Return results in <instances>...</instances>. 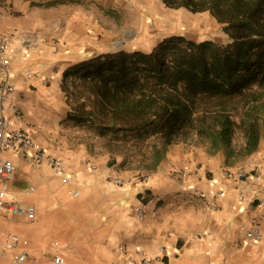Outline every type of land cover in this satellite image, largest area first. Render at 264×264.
<instances>
[{
	"label": "crops",
	"instance_id": "0c3cea01",
	"mask_svg": "<svg viewBox=\"0 0 264 264\" xmlns=\"http://www.w3.org/2000/svg\"><path fill=\"white\" fill-rule=\"evenodd\" d=\"M160 1L150 2L158 7ZM108 2L116 6L119 0ZM96 4H107V0H0V36L10 38L15 85L5 114L69 168L68 175L59 176L42 166L34 172L36 181L49 196L59 190L64 194L61 187L66 185L96 202L89 209V218L98 214L88 233L89 244H82L79 251L84 252L68 264H130L136 248L152 258L162 257L155 264H264V207L258 204L264 199V141L244 156L259 164L257 180L239 177L238 168L245 160L236 161V155L195 140L170 144L159 163L149 169L146 181L138 183L130 181L132 174L118 163H109L114 154L109 146L97 149L94 141L77 134L81 127L66 122L70 106L62 88L65 69L97 54L120 50L106 43L120 25L100 24ZM29 70L36 75L28 77ZM118 162L125 160L119 157ZM116 177L123 184H115ZM21 181L19 177L12 181V192L21 188ZM33 201L40 217L46 208L41 201ZM139 204L145 209L143 218L135 212ZM4 217L0 218V242L18 233L22 244L0 256V264L22 251L35 264H52L46 254L62 253L46 243L40 232L45 224L23 234ZM254 217L260 219L263 233L258 242L247 238Z\"/></svg>",
	"mask_w": 264,
	"mask_h": 264
},
{
	"label": "trees",
	"instance_id": "16d2710c",
	"mask_svg": "<svg viewBox=\"0 0 264 264\" xmlns=\"http://www.w3.org/2000/svg\"><path fill=\"white\" fill-rule=\"evenodd\" d=\"M163 1L208 11L227 41L173 34L149 51L120 49L70 65L66 122L109 137L125 162L141 158L147 169L181 141L251 155L264 139V0Z\"/></svg>",
	"mask_w": 264,
	"mask_h": 264
},
{
	"label": "rangeland",
	"instance_id": "374dc122",
	"mask_svg": "<svg viewBox=\"0 0 264 264\" xmlns=\"http://www.w3.org/2000/svg\"><path fill=\"white\" fill-rule=\"evenodd\" d=\"M150 1L140 0L135 3L132 0L131 2L119 0L116 6H112L107 0V4H96L95 15L100 24L102 23L106 27L115 23L120 25L117 28L120 30L116 34L106 38V43L111 49H141L149 51L165 37L173 34H183L196 41L209 39L219 42L227 41L228 35L223 31L221 24L208 11L195 13L186 8H172L168 7L163 0L159 2L157 7L154 2ZM115 19L116 21H114ZM98 39L102 38L99 37ZM83 131L84 129L82 128L79 133H76L81 137H88L89 140L94 141L97 149L99 147L105 149L110 147V151L114 154H111L109 163H118V166L123 171L131 173L132 177L129 179L130 181L136 177L147 175L149 172V169L138 166L140 164L139 159L141 158L119 163V157H122L124 161L126 156L111 150L109 137L96 136L89 130ZM90 132L92 134H89ZM241 140V137L237 136L234 145H239ZM9 156L16 157L12 156L11 153H9ZM234 159L236 161H244L246 158L239 154ZM16 160L18 164L16 178L19 177L23 181L18 182L21 188L13 190V193L32 203L36 202L33 200H39L44 204L46 209L42 210L43 212L41 213L43 214L40 217L38 214L39 210H37L35 220L18 216H6L4 219L20 227L19 232L23 234L30 232L34 226H41L42 224L44 226L45 224V228L43 229L42 227L43 230L40 232L45 238L46 243L50 246V243L54 244L57 242L59 244V251L65 257V264H68V261L73 259V256L77 257L78 254L84 252H81L82 250L79 249L82 247V244L84 246L89 244L88 233L95 224V218L98 215L97 213H93L89 218V209H94L96 202L91 195L87 198V194H83L79 198H72L70 196L72 187L66 185L61 187L62 190L64 188V194L60 195L61 191L58 189L59 191H57L56 195L53 197L49 196L36 181V175H34L36 170L32 168L30 161L18 162V160H21L19 158H16ZM249 162L251 161L241 163L242 165L238 169L246 166ZM30 185H34L37 191L26 196L21 194L22 189ZM46 257L53 262L54 252L46 254Z\"/></svg>",
	"mask_w": 264,
	"mask_h": 264
},
{
	"label": "built area",
	"instance_id": "2783aa9c",
	"mask_svg": "<svg viewBox=\"0 0 264 264\" xmlns=\"http://www.w3.org/2000/svg\"><path fill=\"white\" fill-rule=\"evenodd\" d=\"M10 38L3 34L0 36V217H23L29 220H35L37 217L36 205L32 202L24 200L22 197L15 196L12 192V181L17 177L18 164L16 158L26 159L30 161L34 170L42 166L49 167L53 174L66 176L69 168L61 157L52 155L46 148L39 145L29 130L16 127L11 118L5 114V106L10 95L15 90V85L11 81V55H10ZM33 71H28V77H34ZM9 153L15 158L9 156ZM259 164L251 161L246 166L238 170V175L245 179H259L257 170ZM229 175L228 170L223 171ZM64 183L67 178L64 177ZM147 175L134 178L135 182H144ZM115 184H123V179L116 177L113 179ZM37 189L34 185H30L23 189L24 196L31 195ZM72 198H78L81 191L73 189L70 191ZM202 195V194H200ZM244 200V195L240 196ZM260 206L264 207V199L259 200ZM135 212L140 218L145 216V209L142 204L135 206ZM247 238L251 241L258 242L263 239V233L260 228V219L254 217L251 221V227L247 232ZM21 237L18 233L10 234L4 242H0V256H5L11 251H15L20 247ZM59 244L55 242L53 248L57 249ZM126 247L121 244L120 250L124 251ZM162 260V257L152 258L147 255L142 248H136L135 253L129 257L130 264H155ZM64 255L55 254L52 264H65ZM5 264H35L29 254L25 251L18 252Z\"/></svg>",
	"mask_w": 264,
	"mask_h": 264
},
{
	"label": "clouds",
	"instance_id": "9594fccd",
	"mask_svg": "<svg viewBox=\"0 0 264 264\" xmlns=\"http://www.w3.org/2000/svg\"><path fill=\"white\" fill-rule=\"evenodd\" d=\"M18 173V172H17ZM16 180V179H15ZM29 202V201H28Z\"/></svg>",
	"mask_w": 264,
	"mask_h": 264
}]
</instances>
